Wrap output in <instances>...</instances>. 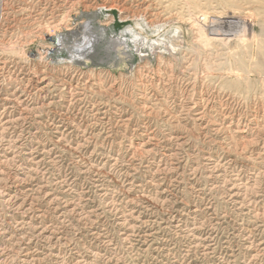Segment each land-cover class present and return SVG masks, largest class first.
<instances>
[{
	"label": "rangeland",
	"instance_id": "374dc122",
	"mask_svg": "<svg viewBox=\"0 0 264 264\" xmlns=\"http://www.w3.org/2000/svg\"><path fill=\"white\" fill-rule=\"evenodd\" d=\"M0 47V264H264V0H0Z\"/></svg>",
	"mask_w": 264,
	"mask_h": 264
},
{
	"label": "bare ground",
	"instance_id": "6f19581e",
	"mask_svg": "<svg viewBox=\"0 0 264 264\" xmlns=\"http://www.w3.org/2000/svg\"><path fill=\"white\" fill-rule=\"evenodd\" d=\"M141 2V1H140ZM97 5V4H96ZM113 5V4H112ZM118 6V5H117ZM94 8V7H93ZM84 10V9H83ZM132 14V13H131ZM150 15V14H149ZM199 18V17H198ZM150 19V18H149ZM246 19V18H245ZM240 20V22L242 23V25H240L239 27L240 28H244L245 27V24H246V20ZM250 20H251V18H250ZM148 21V20H147ZM158 22V21H157ZM239 22V20H237L236 18H234V17H230V18H218L217 20H215V19H211V21L209 22L208 21V19H207V17H204L203 19H197V22L196 23H198V25H199V27H200V29H204V28H206L207 26H209V24H207V23H210V27H207V29H209L210 31H211V34L212 35H214L213 37H209L208 35H202L201 36V42L203 43V44H205V45H213V43L214 42H224V39H222V38H219V37H216L217 35H219V33H217V31H218V29L219 28H222V27H226V26H228L230 29H232L233 27H235V25L237 24ZM251 23H252V21H251ZM250 22H249V24H251ZM104 24V23H103ZM81 26V25H80ZM246 28V27H245ZM235 29V28H234ZM198 30V29H197ZM222 30H223V28H222ZM225 30V29H224ZM238 30V29H237ZM105 30H103V32H104ZM200 31V30H199ZM206 31V30H205ZM219 31H220V29H219ZM228 31V30H227ZM230 31V30H229ZM231 32V31H230ZM101 33V32H100ZM222 33H224L223 31H222ZM239 33V31H237V34ZM259 33V32H258ZM197 34V33H196ZM237 34H235V35H237ZM247 34H249V33H247ZM105 34L104 33H102L101 35H97V34H95V29L92 27V25H91V23L90 22H88V23H86L85 24V32H84V34H83V36H82V38L80 37V39H77V40H74L73 41V43L71 44L72 46H73V51L75 52V55H73L71 58H72V60L73 61H75V62H78V63H81V62H83L85 59H86V57L87 56H89V55H91V54H94V53H96V46L99 44V42L101 41V40H103L102 38H103V36H104ZM226 35H230V34H225V36ZM234 35V36H235ZM241 35V34H240ZM111 37H110V41L109 42H112V40H117V42H119L118 40H121L120 42H122V43H124L125 41H124V39H122V38H120V37H116V36H114V35H110ZM141 36V35H140ZM252 37V36H251ZM236 38V37H235ZM238 38V37H237ZM240 38V37H239ZM242 38V37H241ZM243 39H244V37H243ZM229 40V39H228ZM194 41H195V39H194ZM196 42V41H195ZM230 42V41H229ZM229 42H226V43H229ZM69 43V41H68V37H66V36H59L58 37V39H57V42H56V44H57V47L59 48V47H62L64 44L65 45H67ZM225 43V42H224ZM243 43V42H242ZM69 45V44H68ZM252 45V44H251ZM204 46V45H203ZM249 46V45H248ZM113 47V46H112ZM146 47V46H145ZM250 47V46H249ZM1 48V47H0ZM70 48V47H69ZM206 48V47H205ZM151 49V48H150ZM161 58V57H160ZM146 61V60H145ZM167 61V60H166ZM223 61V60H222ZM53 69V68H52ZM148 69V68H147ZM213 69V68H212ZM244 69V68H243ZM243 72V71H242ZM12 73V72H11ZM15 73V72H14ZM203 73V72H202ZM201 73V74H202ZM213 73H214V71H213ZM233 74V73H232ZM158 75V74H157ZM236 75V74H235ZM234 75V76H235ZM247 75V74H246ZM140 76V75H139ZM160 76V75H159ZM175 76V75H174ZM113 77V76H112ZM168 78H170V77H168ZM10 80V79H9ZM90 80V79H89ZM234 82V81H233ZM43 85V84H42ZM40 86V85H39ZM59 86V85H58ZM71 88V87H70ZM113 88V87H112ZM37 90H38V88H37ZM159 91V90H158ZM42 93V92H41ZM12 94H14V93H12ZM153 95V94H152ZM18 96H19V94H18ZM14 97V96H13ZM26 97V96H25ZM118 97V96H117ZM171 97V96H170ZM204 97V96H203ZM78 99V98H77ZM23 100V99H22ZM29 100V99H28ZM180 100V99H179ZM227 100V99H226ZM18 101H20V100H18ZM224 101V100H223ZM208 103V102H207ZM68 104V103H67ZM95 104V103H94ZM11 105V104H10ZM29 105V104H28ZM185 105V104H184ZM21 106H23V105H21ZM11 107V106H10ZM151 107V106H150ZM180 107V106H179ZM154 109V108H153ZM185 111V110H184ZM201 111V110H200ZM199 111V112H200ZM56 112V111H55ZM166 112V111H165ZM21 113V112H20ZM198 113V112H197ZM60 114V113H59ZM37 115V114H36ZM2 116V115H1ZM231 116V115H230ZM18 117V116H17ZM63 117V116H62ZM19 118V117H18ZM95 118V117H94ZM9 119V118H8ZM14 119V118H13ZM204 119V118H203ZM15 121V120H14ZM13 122V121H12ZM21 123V122H20ZM93 123V122H92ZM180 123V122H179ZM127 124V123H126ZM261 124V123H260ZM4 125V124H3ZM20 125V124H19ZM117 125V124H116ZM7 126V125H6ZM72 126V125H71ZM122 126V125H121ZM4 128V127H3ZM7 128V127H6ZM60 129V128H59ZM73 129V128H72ZM81 130V129H80ZM3 131V130H2ZM238 131V130H237ZM245 131V130H244ZM76 133V132H75ZM10 137V136H9ZM61 137V136H60ZM178 141V140H177ZM58 142V141H57ZM156 142V141H155ZM163 142V141H162ZM252 142V141H251ZM6 144V143H5ZM17 145V144H16ZM244 145V144H243ZM1 146V145H0ZM15 146V145H14ZM132 146V145H131ZM181 146V145H180ZM139 148V147H138ZM224 148V147H223ZM86 149V148H85ZM88 149V148H87ZM143 149V148H142ZM10 150V149H9ZM32 150V149H31ZM4 152V151H3ZM2 152V153H3ZM27 152V151H26ZM36 152V151H35ZM104 152V151H103ZM170 152V151H169ZM1 153V154H2ZM16 153V152H15ZM31 153V152H30ZM106 154V153H105ZM242 154V153H241ZM120 155V154H119ZM133 155V154H132ZM7 156V155H6ZM13 156V155H12ZM105 156V155H104ZM5 157V156H4ZM83 157V156H82ZM112 157H113V155H112ZM118 157V156H117ZM131 157V156H130ZM17 158V157H16ZM19 158V157H18ZM34 158V157H33ZM86 158V157H85ZM34 159H36V158H34ZM39 159V158H38ZM107 160H108V158H107ZM116 160V159H115ZM118 160V159H117ZM117 162V161H116ZM90 163V162H89ZM114 163V162H113ZM165 163V162H164ZM105 164V163H104ZM133 164V163H132ZM135 164V163H134ZM103 165V164H102ZM112 165V164H111ZM135 166V165H134ZM133 166V167H134ZM37 167V166H36ZM114 167V166H113ZM125 167V166H124ZM128 167V166H127ZM254 167V166H253ZM150 168V167H149ZM158 168V167H157ZM197 168V167H196ZM159 169H161V168H159ZM157 170V169H156ZM1 171V170H0ZM127 171V170H126ZM167 171V170H166ZM195 171V170H194ZM28 172H29V170H28ZM113 172V171H112ZM128 172V171H127ZM149 172V171H148ZM153 172V171H152ZM164 172V171H163ZM259 174V173H258ZM144 175V174H143ZM12 176V175H11ZM101 176V175H100ZM130 176V175H129ZM165 176V175H164ZM149 177V176H148ZM20 178V177H19ZM127 178V177H126ZM151 179V178H150ZM104 180V179H103ZM136 180V179H135ZM148 180V179H147ZM245 180V179H244ZM65 181H66V179H65ZM155 181V180H154ZM101 182V181H100ZM102 182H104V181H102ZM101 182V183H102ZM150 182V181H149ZM152 182V181H151ZM165 183V182H164ZM70 184V183H69ZM259 184V183H258ZM67 185V184H66ZM104 185V184H103ZM154 185V184H153ZM70 186V185H69ZM101 186H102V184H101ZM107 186V185H106ZM166 186V185H165ZM169 186V185H168ZM103 187V186H102ZM254 190V189H253ZM76 193V192H75ZM245 193V192H244ZM142 201V200H141ZM13 203V202H12ZM125 204V203H124ZM156 204V203H155ZM205 207V206H204ZM30 208V207H29ZM111 209V208H110ZM117 209V208H116ZM47 212V211H46ZM84 212V211H83ZM85 213V212H84ZM116 215V214H115ZM174 216V215H173ZM86 218V217H85ZM29 221V220H28ZM20 222V221H19ZM130 222V221H129ZM46 225V224H45ZM133 225V224H132ZM20 226V225H19ZM18 227V226H17ZM196 228V227H195ZM246 228V227H245ZM250 229V228H249ZM17 231V230H16ZM134 231V230H133ZM186 231V230H185ZM211 231V230H210ZM209 231V232H210ZM124 232V231H123ZM60 236V235H59ZM29 237V236H28ZM127 238V237H126ZM47 240V239H46ZM29 241V240H28ZM49 242V241H48ZM111 243V242H110ZM208 245V244H207ZM88 248V247H87ZM204 249V248H203ZM16 251V250H15ZM19 251V250H18ZM106 251V250H105ZM46 253V252H45ZM95 253V252H94ZM187 253V252H186ZM7 254V253H6ZM26 255V254H25ZM30 256V255H29ZM65 256V255H64ZM107 257V256H106ZM59 258V257H58ZM255 258V257H254ZM24 259V258H23ZM28 259V258H27ZM84 261H86V260H84Z\"/></svg>",
	"mask_w": 264,
	"mask_h": 264
}]
</instances>
